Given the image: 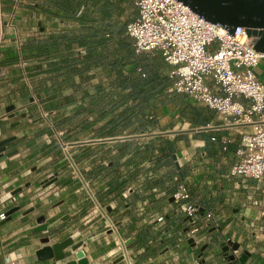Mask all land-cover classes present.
I'll return each instance as SVG.
<instances>
[{
	"label": "crops",
	"instance_id": "crops-1",
	"mask_svg": "<svg viewBox=\"0 0 264 264\" xmlns=\"http://www.w3.org/2000/svg\"><path fill=\"white\" fill-rule=\"evenodd\" d=\"M31 5L32 0H5L3 14L24 9V21L37 25L43 15L37 16ZM11 68L0 80V140L15 137L0 153V211L17 210L0 220V264H65L75 257L70 247L58 261L39 260L36 251L43 237L52 244L68 236L74 243L84 241L77 250L90 264H123L114 263L116 237L93 212L86 185L118 223L136 264H228L225 240L238 243L239 254L249 252L245 264H264V220L250 225L264 198V185L229 175L235 149L251 129L248 124L190 102L208 117L205 125L196 126L179 115L177 103L168 102L155 107V122L142 132L97 139L72 134L73 140H65L63 130L51 126L38 97L24 103L25 98L10 93L14 87L5 79ZM9 104L15 105L13 116L5 111ZM161 141L172 144L173 154L171 162L158 165L142 154L147 144ZM124 143L136 150H123ZM112 162L118 167L116 175L109 170ZM178 171L201 211L212 210L218 218L215 227L204 230L207 239L200 246L187 242L185 217L170 201ZM131 172L136 176L123 180ZM17 188L21 190L13 195ZM40 215L48 225L39 233L33 229ZM158 215L162 221L155 219ZM234 263L240 264L238 259Z\"/></svg>",
	"mask_w": 264,
	"mask_h": 264
},
{
	"label": "trees",
	"instance_id": "trees-1",
	"mask_svg": "<svg viewBox=\"0 0 264 264\" xmlns=\"http://www.w3.org/2000/svg\"><path fill=\"white\" fill-rule=\"evenodd\" d=\"M32 2L36 15H43L38 30L18 47L1 49L0 68L12 67L5 79L14 87L10 93L36 95L65 140L72 134L97 139L142 132L155 122V107L168 102L196 126L208 121L202 108L172 90L177 77L160 52H135L126 30L137 15L133 0ZM122 148L134 149L130 143ZM172 154V144L161 141L147 144L142 155L159 165L171 162ZM117 168L115 162L109 166L115 175Z\"/></svg>",
	"mask_w": 264,
	"mask_h": 264
},
{
	"label": "built area",
	"instance_id": "built-area-1",
	"mask_svg": "<svg viewBox=\"0 0 264 264\" xmlns=\"http://www.w3.org/2000/svg\"><path fill=\"white\" fill-rule=\"evenodd\" d=\"M133 4L137 15L126 30L135 52H160L164 61L174 67V92L184 95L189 102L215 110L224 119L232 117L251 127L235 149L229 175L252 178L264 185V53L254 48L257 38L248 36L244 27L230 32L209 22L179 0H133ZM62 149L68 156L66 143H62ZM177 181L172 198L185 217V236L200 246L207 239L204 230L215 227L218 218L212 210L202 212L186 185ZM86 189L93 212L103 217L105 228L116 237L114 257H121L123 264H136L118 223L87 185ZM257 204L260 209L252 226L264 220V198ZM6 216L5 211H0V220ZM155 219L162 221L163 216ZM224 243L231 246L233 242ZM230 253L236 259L240 256L238 250Z\"/></svg>",
	"mask_w": 264,
	"mask_h": 264
},
{
	"label": "water",
	"instance_id": "water-1",
	"mask_svg": "<svg viewBox=\"0 0 264 264\" xmlns=\"http://www.w3.org/2000/svg\"><path fill=\"white\" fill-rule=\"evenodd\" d=\"M188 5L190 9L203 17L209 22L221 25L227 28L230 32H234L236 27L241 26L246 29L248 36L256 37L254 48L260 53H264V0H179ZM1 79V78H0ZM1 96V95H0ZM32 101L33 98L31 97ZM5 111L14 115L15 105L9 104L5 107ZM25 116V114H21ZM15 137L11 136L0 140V153L5 150L6 144L14 140ZM175 158V156H174ZM21 190L17 188L12 192L16 194ZM173 201V198H170ZM17 208L10 209L6 212L10 216ZM37 226L33 229L34 232H43L47 230V223L44 221V216L40 215L37 218ZM49 237H43L40 242L43 246L36 251V256L39 260L54 259L56 261L63 260L66 257L65 249L70 247L74 252L75 257L71 260H66L65 264H90L88 259L83 255L82 251L77 250L84 241L74 243L71 236L66 237L58 242L49 243ZM187 242L193 246L194 241L189 238ZM223 251L226 254L228 264H234L236 259L231 250H238L239 244L233 242L231 246L222 242ZM206 245H202L200 250L203 251ZM249 253L243 250L237 258L240 264H245ZM121 261V257L114 260V263Z\"/></svg>",
	"mask_w": 264,
	"mask_h": 264
},
{
	"label": "rangeland",
	"instance_id": "rangeland-1",
	"mask_svg": "<svg viewBox=\"0 0 264 264\" xmlns=\"http://www.w3.org/2000/svg\"><path fill=\"white\" fill-rule=\"evenodd\" d=\"M5 0H0V50L9 48V47H18L26 38L33 36L38 27L35 23L31 22L28 23L24 21L27 16V11L24 9H18L14 12V9L10 8L9 10L5 11V15L3 14V2ZM10 2H16L18 0H7ZM29 1V0H24ZM22 1V2H24ZM13 4V3H12ZM11 4V5H12ZM4 20L7 22V25L4 24ZM24 66V64H21ZM262 64L258 66L256 69L257 71L261 68ZM7 68H0V78H5ZM0 79V80H1ZM70 90H66L69 92ZM32 97L33 101L37 99V96L34 94H30L28 97L25 98L24 103H31L29 98ZM72 106L67 107L65 112H68ZM49 121L51 122V126L54 127V122L48 116ZM57 130V129H56ZM65 132L67 128H64ZM88 133H83L81 135V139H89Z\"/></svg>",
	"mask_w": 264,
	"mask_h": 264
}]
</instances>
